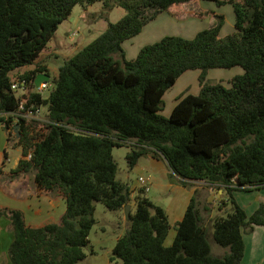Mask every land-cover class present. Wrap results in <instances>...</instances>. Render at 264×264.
I'll list each match as a JSON object with an SVG mask.
<instances>
[{
    "label": "trees",
    "instance_id": "obj_1",
    "mask_svg": "<svg viewBox=\"0 0 264 264\" xmlns=\"http://www.w3.org/2000/svg\"><path fill=\"white\" fill-rule=\"evenodd\" d=\"M96 1L0 0V123L7 130L15 127L14 116L4 114L18 111L22 101L12 90L11 74L35 66L19 76L31 88L38 74L50 76L48 67L37 63L41 54L77 5ZM191 1L106 0L100 18L108 21L107 29L60 66L48 97L31 93L30 103L48 107L49 122L40 127L20 119V137L9 132V142L21 147L23 157L8 176L30 175L37 189L62 197L66 210L59 222L38 227L28 226L20 210H0V216H9L14 232L11 264H83L96 203L117 211L132 201L131 187L117 179L113 156L115 148L127 145L130 169L149 154L162 158L171 178L183 186L189 181L224 186L231 211L206 226L193 197L167 247L168 215L141 188L111 261L242 263L243 234L264 227V203L249 216L234 196L235 191L264 189V0H203L233 6L235 31L226 36L220 35L225 17L216 15L214 25L192 39L165 36L132 60L123 48L160 13ZM114 6L126 14L111 23ZM237 66L244 73L229 86L207 78L212 69ZM191 70L201 71L199 94L181 97L171 116H163L165 94ZM213 242L227 252L213 253Z\"/></svg>",
    "mask_w": 264,
    "mask_h": 264
},
{
    "label": "crops",
    "instance_id": "obj_2",
    "mask_svg": "<svg viewBox=\"0 0 264 264\" xmlns=\"http://www.w3.org/2000/svg\"><path fill=\"white\" fill-rule=\"evenodd\" d=\"M191 2H192L191 5L190 2L182 4L188 7H186V10L181 11L180 14H178V11L183 8L181 7L182 5L177 10L171 9L169 11H165L168 14H170V16L174 20L177 21L182 20L183 24L186 25L185 32L184 31L180 32V36L188 39L194 38L198 32L208 29L214 25L216 15H223L225 17V24L220 33L221 36H226L235 31V12L231 4L218 6L216 3L211 1L193 0ZM165 12H162L160 14L162 15ZM159 15L157 19L161 16ZM157 19L151 21L150 23H153L154 25V22ZM150 34L151 36L153 35L156 36L157 34H159L160 37L162 38L165 37V35L163 34V29L158 27L156 28V30L151 31ZM124 44L125 43H123V46ZM139 51L140 50L137 49L129 56H127L126 54V56L130 60L135 59ZM191 71L193 73H187L190 72L187 71L180 78H183L186 74H191L189 75L188 78L195 79L196 81H198V85L197 86L195 85V88L193 90L191 86L186 87L178 93L179 95L177 94L175 97H170L172 102L171 107L167 111V113L165 111L164 115H163L164 110L162 111L163 116L165 117L171 116L174 107L176 106L178 100L181 97L186 96L188 94H193V95L199 94L201 89L199 83V77L201 71L200 70H191ZM213 72L214 71L212 70L208 72L209 74L208 79L216 80L224 84L223 83L224 81H229L237 75H242L244 73V70L235 69L234 71L235 73H233L229 77H224V75L214 76V74L216 73ZM57 76L58 74L56 75V77ZM180 78L178 79V81L180 80ZM166 94H168V92ZM166 94L164 96V100L166 98ZM12 127L14 126L12 125L10 127V130H7L6 126L0 123V170L3 171V174L0 175V210L3 211V210L13 209V210L22 211L24 213L25 221L27 225L30 227L42 226L49 222H59L66 210L65 201L63 200L62 197L55 196L53 193L49 191L37 189L33 184L30 175H22L21 177L14 179L8 176L10 170L16 168L20 159L23 157L21 147L14 146L15 142L13 143L9 142V132L13 131ZM10 146L11 148L16 149L19 152V155L14 160L12 166H10L12 163L11 155L8 152V148ZM5 152L8 153V158L6 160H5ZM144 167L147 171L149 170L151 172L155 171L158 168H163L166 172L165 175L166 180L168 179V182L164 183V179H163L164 176H163L160 183V186L163 187L167 191V193L170 194V199L168 200L166 205L164 207L161 206L166 211L171 225L169 234L165 240V246L168 247L173 244L177 235L176 225L183 219L185 212L189 204L191 203L193 197L196 196L201 208L203 209L206 226L209 227L212 226V221L216 217L223 216V213L228 210L229 205L228 206L225 205V201L227 200V195L224 186L212 185L204 181H189L188 186H183L181 183H179V179H177L176 177H172V180H176V181H170L169 178L171 176V170L167 162L162 158L154 157L152 154L142 157L139 160L138 165L134 169L136 168L144 169ZM157 176L158 175L155 172L149 174L148 179L150 180V183L154 184L155 181L158 182L159 179ZM136 188H138V186H134L133 188H131L132 201L130 203V211L132 213H133V208L135 206L133 199H134V190ZM234 196L237 202L239 203V205L246 211V213L249 216H251L258 209L261 203H264V189L235 191ZM217 206L220 208V214L218 215L215 214V208ZM45 212L46 215H43L45 214ZM42 215H43L42 219L46 216H49L52 219H48L42 223L41 222ZM3 218L8 220L9 224L7 225V227H9L11 231H13L9 216L3 214L2 216H0V219ZM243 237L245 241V256L241 264H264V227L255 226L253 232L244 233ZM212 250L213 253L217 255H224L227 252V250H224L222 252H214V243H212Z\"/></svg>",
    "mask_w": 264,
    "mask_h": 264
},
{
    "label": "rangeland",
    "instance_id": "obj_3",
    "mask_svg": "<svg viewBox=\"0 0 264 264\" xmlns=\"http://www.w3.org/2000/svg\"><path fill=\"white\" fill-rule=\"evenodd\" d=\"M105 1L106 0H97L93 5L88 7L77 5L73 9L71 17L65 20L59 26V29L57 30L54 38L49 42L47 48L44 50L39 60L37 61V63L46 65L48 67L51 77L50 80L52 83H54L55 81L60 66H62L66 60L75 56L80 49L91 43L107 29L108 21L100 18L101 14L105 12ZM191 3L192 2H190V5ZM181 7L183 8L178 11V14H180L181 11L186 10V7L188 6L182 5ZM125 14L126 10L124 8H122L121 6H114V8L109 11V22L116 23L120 21L125 16ZM157 17L155 19H157ZM154 25L153 23H148V25L143 29L140 35L125 42L123 48L127 56L135 52L137 49L141 50V48H143L144 46L153 44L157 40L161 39L162 37H160L159 34H157L156 36L153 35L155 37L151 36L150 34L151 31L156 30L157 27L163 29V34L165 36H180V32H185L186 27V25L183 24L182 20H174L167 12L163 13L154 22ZM34 68L35 66H28L25 68L17 69L11 74L12 79L17 80L20 75ZM235 69L243 68L237 66L234 67V69H212V71H214L213 73H216L214 74V76L224 75V77H229L233 73H235ZM187 73L193 72L190 71ZM189 75L191 74H186L183 78H180L177 84H175L168 91V94H166L165 109L163 111V115L165 114V111L167 113V111L171 107L172 102L170 97H175L181 90L186 87L191 86L193 90L195 88V85H198V81L188 78ZM211 82L214 81L211 80ZM223 83L224 85L226 84V86H229L230 80L224 81ZM22 92V90H19L16 94L19 95ZM42 111V116L45 117L48 112V107L43 106ZM12 133L16 135L14 130L12 131ZM129 151L130 147L128 145L120 148H115L113 151L114 159L118 164L117 179L119 181L127 183L131 188H133L134 186H138V188L134 190L133 202L136 203V197L140 194L141 190L140 178H149V174L154 172L157 173L159 181H155L154 184L150 183V189L148 192H144V195L151 198L158 206L164 207L170 199V194L160 186L163 176L164 183L168 182V179L166 180L165 177V170L163 168H158L152 172L148 170V172L145 167L144 169H130L126 158ZM8 152L11 155L12 163L10 166H12L14 160L19 155V152L16 149L11 148V146L8 148ZM169 180L176 181L172 180L171 176ZM228 210L229 212L231 211V205H229ZM135 211L136 204L133 208V213H135ZM227 211L223 213L224 217L227 216ZM215 214H220V208L218 206L215 208ZM43 215H46V212ZM43 215L41 216V219ZM126 217L127 215L125 210L112 211L107 209L103 203H96V209L94 213L95 225L93 226L89 235L90 244L87 248H85L87 258L85 259L83 264H124L120 259L111 261L110 258L113 255V249L117 243L118 238L126 232V229L129 225V220H126L128 219ZM48 219L52 218L46 216L41 220V222L43 223ZM8 224V220H6L5 218L0 219V264H11L8 250L11 242L14 239V232L11 231L9 227H7ZM224 250L227 249L214 243V252H222Z\"/></svg>",
    "mask_w": 264,
    "mask_h": 264
},
{
    "label": "built area",
    "instance_id": "obj_4",
    "mask_svg": "<svg viewBox=\"0 0 264 264\" xmlns=\"http://www.w3.org/2000/svg\"><path fill=\"white\" fill-rule=\"evenodd\" d=\"M31 82H29L25 78H18L17 80H14L12 83V90L17 93L19 90H22L23 92L17 97L21 98V103L19 110L16 112H10L5 113L4 116L6 118H9L10 116H14V124L18 123L20 119H24L29 123L36 122L38 126L43 127L46 123H48L47 114L45 117L42 116V107L41 105H37L35 102L30 103L31 99V93H36L38 95H41L42 97H48L51 93V91L54 89V83L51 82V80L47 82H43L40 84L39 87L34 86L31 88ZM31 89V91H30ZM48 113V112H47ZM140 185L141 188L148 192L150 187V180L148 178H140Z\"/></svg>",
    "mask_w": 264,
    "mask_h": 264
},
{
    "label": "water",
    "instance_id": "obj_5",
    "mask_svg": "<svg viewBox=\"0 0 264 264\" xmlns=\"http://www.w3.org/2000/svg\"><path fill=\"white\" fill-rule=\"evenodd\" d=\"M50 79H51V77L48 74H46V73L38 74L37 77H36V79H35V82H34L35 83V86L36 87H39L41 83L47 82ZM19 128H20V126L18 124L15 125L14 132L17 134L18 137H20V134H18ZM125 212H126L127 218L129 219V215H130V204L126 205Z\"/></svg>",
    "mask_w": 264,
    "mask_h": 264
},
{
    "label": "clouds",
    "instance_id": "obj_6",
    "mask_svg": "<svg viewBox=\"0 0 264 264\" xmlns=\"http://www.w3.org/2000/svg\"><path fill=\"white\" fill-rule=\"evenodd\" d=\"M47 74V73H46Z\"/></svg>",
    "mask_w": 264,
    "mask_h": 264
}]
</instances>
